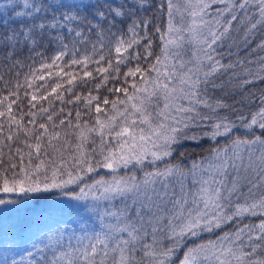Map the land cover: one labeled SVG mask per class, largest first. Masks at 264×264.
Returning a JSON list of instances; mask_svg holds the SVG:
<instances>
[{
  "label": "snow or ice",
  "instance_id": "obj_1",
  "mask_svg": "<svg viewBox=\"0 0 264 264\" xmlns=\"http://www.w3.org/2000/svg\"><path fill=\"white\" fill-rule=\"evenodd\" d=\"M0 264H264V0H0Z\"/></svg>",
  "mask_w": 264,
  "mask_h": 264
}]
</instances>
